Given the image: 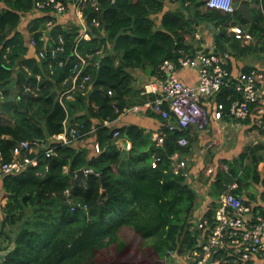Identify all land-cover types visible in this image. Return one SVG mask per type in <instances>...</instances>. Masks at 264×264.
Masks as SVG:
<instances>
[{
  "label": "trees",
  "instance_id": "trees-1",
  "mask_svg": "<svg viewBox=\"0 0 264 264\" xmlns=\"http://www.w3.org/2000/svg\"><path fill=\"white\" fill-rule=\"evenodd\" d=\"M34 1L0 0L1 51L6 55L0 64V164L13 158L22 140L55 146L53 135L64 131V122L70 127L83 124L87 134L57 144L50 157L39 156L43 151L39 148L30 154L39 157L38 165L0 177V240H6L0 251L10 249L0 264H93L97 253L106 249L114 253L113 264H130L126 230L140 238L142 251L145 248L149 255L140 264H190L189 254L200 247L216 221L222 192L235 180L239 182L235 191L245 194L264 216V140L247 145L237 156L216 154L205 159L201 151L196 153V144L211 149L210 139L221 128L217 120L212 118L210 134L193 128L167 130L159 145L144 127L118 125L120 114L114 107L123 112L147 100L143 85L136 86V71L144 73L146 80L159 77L165 60H177L182 50H193L188 40L197 30L212 33L216 50H231L229 68L237 72L239 59L264 52V0H233L232 12L209 8L208 0H118L115 4L102 0L100 27L93 26L91 38L78 46L83 56L92 55L86 68L92 78L85 88L74 91L73 98H65L64 106L60 96L69 85L63 80L75 61L73 47L80 26L65 29L61 20L53 26V38L62 34L67 48L65 65L51 70L30 45L31 37H40L51 16L33 9ZM235 1L240 3L237 8ZM251 3L249 16H244L243 7ZM232 25L242 26L254 39L236 38L229 30ZM228 95L238 97L226 90L216 95V101L229 105ZM148 115L160 120L158 128L166 124L154 112ZM105 119L115 121L104 125ZM262 123L264 115L252 107L242 129L260 127L264 135ZM182 135L189 138L187 146L178 144ZM120 138L129 140L131 149L121 150ZM175 153L177 159L189 155L190 165L176 170ZM155 156L161 160L155 161ZM83 168L94 172L74 183ZM256 186L262 189L255 191ZM68 189L75 209L66 196ZM205 217L211 224L200 228L198 223ZM240 264H264V256Z\"/></svg>",
  "mask_w": 264,
  "mask_h": 264
},
{
  "label": "built area",
  "instance_id": "built-area-1",
  "mask_svg": "<svg viewBox=\"0 0 264 264\" xmlns=\"http://www.w3.org/2000/svg\"><path fill=\"white\" fill-rule=\"evenodd\" d=\"M108 1L110 4H115L118 0ZM101 3L102 0L34 1L33 9L46 11L51 16L45 22V30L40 37H31L30 45L38 49L39 57L47 61L51 70L54 66L65 65L64 53L67 48L66 39L62 34L53 38V26L60 20L65 29L73 24L80 26V35L73 47L75 61L70 65L68 76L63 80V84L69 87L61 93L60 102L62 104L65 98H73L77 88H85L92 78L91 73L86 71L92 55L83 56L78 46L82 40L91 38L93 26L100 27L104 17V8L101 7ZM207 6L225 12H232L235 9L233 0H208ZM93 10L96 13L91 15ZM229 30L240 40L248 42L254 39V35L240 25H232ZM194 37L198 43L196 46L193 45V50H182L177 60H165L160 66V76L149 78L144 82L142 94L148 97L147 100L134 104L123 112H120L116 105L114 106L120 115L129 112L152 111L165 119L166 124L153 133V139L159 145L164 143L167 130L193 128L203 134L209 130L212 118L227 126L233 120H246L252 107H256L258 112L264 115V71L252 68L248 71L241 69L234 72L229 68L231 50L219 51L201 44V31H195ZM40 42L41 47H39ZM1 46L0 40V64L6 56L1 51ZM187 69L196 72V83L187 82L181 77L180 72ZM40 78L41 75L38 74V79ZM226 90H232L238 95L234 99L231 95L227 96L231 99L229 105L216 101V95ZM114 121L105 119L103 124L112 125ZM83 128V124L70 127L64 122V131L53 137L57 142L56 145L68 144L73 139L83 137L87 134L82 131ZM114 136L118 137L119 131H115ZM118 141L119 139L117 143ZM178 144L187 146L189 138L186 135L180 136ZM55 146L46 147L45 142L22 140L14 148L13 158L9 161H1L0 177L21 172L29 165H38L39 157H32L30 154L42 148L43 151L39 153V156L50 157L55 152ZM131 147L132 143L126 140L123 148L128 150ZM95 148L100 151L99 143L95 144ZM178 156L177 153L172 156L176 160V170L189 166L187 157L177 159ZM154 158L155 161L161 160L159 156ZM208 171L211 173L213 167H210ZM93 172V169H85L86 175ZM238 188L239 182L235 180L222 192L221 205L214 215L216 221L200 247L189 254L190 264H226L228 262L240 264L258 255L264 256V216L254 210L253 203L246 198L245 194L235 191ZM66 196L71 202V190L66 191ZM71 204L72 209H75L76 204L73 202ZM80 204L77 205L81 206ZM83 207L87 208L86 205ZM202 210H204V204L200 206V211ZM210 224V219L205 217L200 219L198 226L204 228Z\"/></svg>",
  "mask_w": 264,
  "mask_h": 264
},
{
  "label": "rangeland",
  "instance_id": "rangeland-1",
  "mask_svg": "<svg viewBox=\"0 0 264 264\" xmlns=\"http://www.w3.org/2000/svg\"><path fill=\"white\" fill-rule=\"evenodd\" d=\"M252 8V5H250L249 9ZM246 8L243 7L242 14L244 16H247ZM250 14V11H249ZM248 14V16H249ZM195 39V37H193ZM198 43L195 40V43L193 45H196ZM192 45V46H193ZM194 48V47H193ZM137 73V82L136 86H140L142 82L144 83L146 80V75L142 72ZM143 76V77H142ZM264 125V123H262ZM243 121L240 120H233L229 125L226 127L221 126L220 130L216 132L214 136L210 139L212 143L211 149H209L207 146L204 145L202 147V144L197 143L196 144V153L199 154V151H201L200 154L206 159L211 156H215L216 154H227L228 156H237V154L244 149L247 145L256 143L258 141H263V133L260 131V127H253L251 130H244L243 128ZM245 128V127H244ZM210 129V127H209ZM212 132V128L210 130H207L204 132L205 134H210ZM60 134V133H59ZM58 134H54L53 137ZM186 157H189L187 155ZM209 172V171H208ZM203 184L199 183L197 184V187H199V191H202ZM261 189V186L253 187L254 190ZM209 190V189H208ZM208 190L205 191V198L207 197ZM0 222L1 218L3 216V212L0 210ZM7 230H11L12 227L6 228ZM0 231H1V223H0ZM128 233V249L126 250V261L130 262V264H140L141 261H145L149 259V255L145 248H143V251L141 249V241L138 236H134V234L126 230ZM6 243V240H0V244L4 245ZM114 253L109 250H103L96 255V262L93 264H113L115 261ZM149 264H155L154 262H151Z\"/></svg>",
  "mask_w": 264,
  "mask_h": 264
},
{
  "label": "crops",
  "instance_id": "crops-1",
  "mask_svg": "<svg viewBox=\"0 0 264 264\" xmlns=\"http://www.w3.org/2000/svg\"><path fill=\"white\" fill-rule=\"evenodd\" d=\"M249 2H251V0H249ZM239 5H240L239 1L238 2L235 1L236 8ZM251 5H252V3H251ZM249 7H246V10H248ZM248 14H249V11L247 12V15ZM201 30H202L201 31L202 32V40L200 41L201 44H205V45L210 46L213 49H216L215 39L213 38L212 33L208 32V31H206L204 29H201ZM188 42L193 44V43H195V40L189 36ZM194 46H196V45H194ZM238 65H240L238 67V70H241L242 66H247V65L257 66L259 68H263L264 69V52H260L259 51V52L250 53V55L239 59L238 60ZM180 75L187 82H190V83L194 84L197 81V75H196V72L194 70H188V69L187 70H182L180 72ZM37 79H38V75H37ZM145 81H147V80H145ZM142 85H143V82H142ZM28 90L30 91L29 88L25 89V91H28ZM63 106H64V103H63ZM148 113L149 112H143V113H140V112H137V113L129 112V113H126V114H121L120 117H119L118 125L136 124V125H139L141 127H144L147 132L154 133L157 130V128L159 127V125L161 124V122H160V120L158 118H154V117L149 116ZM222 126H224V125L222 124ZM224 127H226V126H224ZM203 134H205V133H203ZM126 140L127 139H125V138L119 139L117 145H118V147L121 150L124 149L123 148V144H124V142ZM189 165H190V161H189ZM261 189H262V187H261ZM261 189L259 188V190L257 189L255 191H260Z\"/></svg>",
  "mask_w": 264,
  "mask_h": 264
},
{
  "label": "water",
  "instance_id": "water-1",
  "mask_svg": "<svg viewBox=\"0 0 264 264\" xmlns=\"http://www.w3.org/2000/svg\"><path fill=\"white\" fill-rule=\"evenodd\" d=\"M210 27L216 31V33H219V29L215 27L214 24L210 23ZM0 99L3 100V92L0 89ZM86 179L85 169H80L77 173L76 178L74 179V183L83 182ZM14 247V246H13ZM10 249L8 250H2L0 251V263L3 262V260L6 258V255L9 253Z\"/></svg>",
  "mask_w": 264,
  "mask_h": 264
},
{
  "label": "clouds",
  "instance_id": "clouds-1",
  "mask_svg": "<svg viewBox=\"0 0 264 264\" xmlns=\"http://www.w3.org/2000/svg\"><path fill=\"white\" fill-rule=\"evenodd\" d=\"M208 7V6H207ZM146 82V81H145Z\"/></svg>",
  "mask_w": 264,
  "mask_h": 264
}]
</instances>
